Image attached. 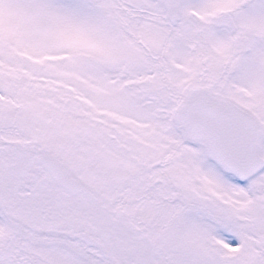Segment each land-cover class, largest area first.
I'll list each match as a JSON object with an SVG mask.
<instances>
[{
	"label": "snow or ice",
	"instance_id": "obj_1",
	"mask_svg": "<svg viewBox=\"0 0 264 264\" xmlns=\"http://www.w3.org/2000/svg\"><path fill=\"white\" fill-rule=\"evenodd\" d=\"M0 264H264V0H0Z\"/></svg>",
	"mask_w": 264,
	"mask_h": 264
}]
</instances>
